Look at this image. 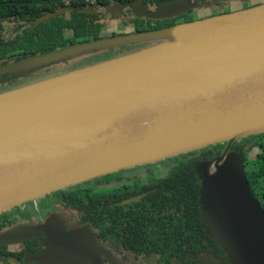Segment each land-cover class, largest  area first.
Returning a JSON list of instances; mask_svg holds the SVG:
<instances>
[{
    "label": "water",
    "instance_id": "obj_1",
    "mask_svg": "<svg viewBox=\"0 0 264 264\" xmlns=\"http://www.w3.org/2000/svg\"><path fill=\"white\" fill-rule=\"evenodd\" d=\"M222 1L163 0L149 9L138 0L105 9L129 6L155 18ZM211 17L213 26L187 33L195 22L0 64L5 75L92 50L160 41L0 93V212L97 176L225 142L220 155L201 165L202 218L233 264H264V209L248 185L241 154L229 148L235 139L264 132V2ZM42 233L49 237L48 252L36 257L42 264H51V252L76 253L81 245L97 254L87 228L54 231L49 220L2 229L0 244Z\"/></svg>",
    "mask_w": 264,
    "mask_h": 264
},
{
    "label": "flooded vegetation",
    "instance_id": "obj_2",
    "mask_svg": "<svg viewBox=\"0 0 264 264\" xmlns=\"http://www.w3.org/2000/svg\"><path fill=\"white\" fill-rule=\"evenodd\" d=\"M214 145V144H211ZM209 145L202 147L197 153L199 161L195 163L194 170L197 179L195 182L202 189L201 165L220 154L205 156ZM200 149V148H199ZM204 150V151H203ZM203 151V152H202ZM202 155V157H201ZM174 165L158 164L156 167L150 164L136 165L113 172L111 180L98 179L58 189V192H50L34 200L24 202L10 208V215L0 221V230L7 225L28 227L32 225L46 224L50 221V227L55 231L57 227L64 232H74L87 228L96 245L97 254L90 256L84 252V246L78 248V252L56 250L50 253L51 264H103L108 253L116 264H123L108 251L121 253L132 252H195L199 254L190 256L191 264H233L221 243L209 231L203 223L200 215L194 216L190 207L185 205L181 198L177 201L173 191H182L181 186L187 177L186 171L174 174V179H167ZM157 168V169H154ZM179 188H176L175 186ZM87 190L92 192H104L95 197L93 201L85 200ZM57 191V190H55ZM77 192L80 195L71 200L70 194ZM63 194H68L63 197ZM136 196V199L124 202L126 199ZM113 214V228L104 232L96 228L91 231L87 227L88 219ZM100 225V222L92 223ZM203 232L206 243L203 247L196 244L185 243V236H196ZM49 237L46 233L25 238L19 242L0 244V264H42L36 257L45 255L49 250ZM202 248V249H201ZM124 264H160L158 255L146 254L136 256L134 254L130 262ZM174 264V262L162 263Z\"/></svg>",
    "mask_w": 264,
    "mask_h": 264
},
{
    "label": "trees",
    "instance_id": "obj_3",
    "mask_svg": "<svg viewBox=\"0 0 264 264\" xmlns=\"http://www.w3.org/2000/svg\"><path fill=\"white\" fill-rule=\"evenodd\" d=\"M137 1L138 0H69V2L66 3L65 0H0V64L72 44L92 41L126 32L173 27L180 22L192 20L191 16L188 15L190 10L168 17L151 18L133 13L129 6L117 9L114 8L111 10L109 18L104 16L106 6H113L117 3L129 4ZM162 1L163 0H143L142 4L149 9H153ZM59 7H62V10L57 15L41 23L33 24L34 20L41 14L54 11ZM224 12L225 11H217L214 15ZM107 19H110V21L115 20L116 22L110 23ZM3 21L10 22L12 25L3 24ZM120 27L123 28L121 31L118 29ZM120 54L118 53V47H108L92 50L87 53L76 54L48 63L44 66L0 75V93L34 81L63 74L73 69L96 64ZM224 146L225 142L209 145L204 157L220 154ZM229 148L241 154L248 185L260 206L264 209V132L235 139ZM202 149L203 148L195 149L168 157L160 160V163L164 162L174 165L170 173L166 176L167 179H174L175 173L179 174L186 171L187 177L184 179L185 183L180 188L182 191L176 189V191L172 192V196L170 194L167 196L176 197L177 201L182 198V202L190 207L189 210L191 214L194 216L199 214L203 221L200 185L198 186L195 182L191 183L189 181L191 179H197V172L194 170V166L195 163L199 161L197 153L201 152ZM113 174V172L107 173L94 177L91 180H111ZM178 186L180 185L177 184L175 187L179 188ZM87 191V194L84 196L87 201H93L95 197L97 198L105 194L104 192ZM53 192H58V190ZM79 195L80 194L77 192L71 193V200H75ZM67 196L68 194H63L64 198ZM9 213L10 211L0 212V221L5 220L10 215ZM113 218V214L110 213V215L88 219L87 227L91 231H96L97 228L107 233L113 228ZM97 222H100V225H92V223ZM10 226L12 225H7L2 229ZM206 230L209 233V230ZM185 240L186 244L192 243L199 247H203V245H205L204 243H206L202 231L196 236H185ZM108 252L114 255L123 264L124 258L125 261L130 262L134 254L136 256L156 254L158 255L160 264L163 262L191 264L192 258L190 256L199 254L201 250L195 252ZM103 264L110 263L105 259Z\"/></svg>",
    "mask_w": 264,
    "mask_h": 264
},
{
    "label": "rangeland",
    "instance_id": "obj_4",
    "mask_svg": "<svg viewBox=\"0 0 264 264\" xmlns=\"http://www.w3.org/2000/svg\"><path fill=\"white\" fill-rule=\"evenodd\" d=\"M257 2H264V0H226L222 1L218 4L215 5H207V6H202L200 8L192 9L188 15L191 16V21L195 22L193 23L194 25H191L189 27H186L183 31L184 32H191L194 30H199L205 27L213 26L216 21L211 17V15H214L217 11H229V10H236V9H244L248 6H252L257 4ZM248 5V6H247ZM111 11H106L104 10V16L106 18H109ZM110 21V19H107ZM115 20L110 21V23H115ZM119 31H121L123 28L120 27L118 28ZM160 42L159 39H154V40H148V41H139L132 43L131 45H124L118 47V53H124V52H131L135 50H140L143 48H147L151 45H154L155 43ZM166 159V158H165ZM150 165L157 166L158 164H166V163H160L159 161L149 163ZM157 169V168H154ZM9 210V209H8ZM7 211V210H6Z\"/></svg>",
    "mask_w": 264,
    "mask_h": 264
},
{
    "label": "built area",
    "instance_id": "obj_5",
    "mask_svg": "<svg viewBox=\"0 0 264 264\" xmlns=\"http://www.w3.org/2000/svg\"><path fill=\"white\" fill-rule=\"evenodd\" d=\"M90 1H93V0H90ZM65 2H66V3H68V2H69V0H65Z\"/></svg>",
    "mask_w": 264,
    "mask_h": 264
}]
</instances>
